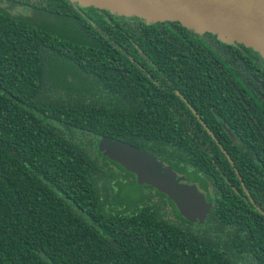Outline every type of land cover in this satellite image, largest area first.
Returning a JSON list of instances; mask_svg holds the SVG:
<instances>
[{
    "label": "trees",
    "instance_id": "obj_1",
    "mask_svg": "<svg viewBox=\"0 0 264 264\" xmlns=\"http://www.w3.org/2000/svg\"><path fill=\"white\" fill-rule=\"evenodd\" d=\"M255 58L177 21L0 0V264H264ZM104 136L195 183L204 221L138 185L100 152Z\"/></svg>",
    "mask_w": 264,
    "mask_h": 264
},
{
    "label": "water",
    "instance_id": "obj_2",
    "mask_svg": "<svg viewBox=\"0 0 264 264\" xmlns=\"http://www.w3.org/2000/svg\"><path fill=\"white\" fill-rule=\"evenodd\" d=\"M81 6L136 16L146 23L177 21L198 33L211 32L220 41L240 43L264 57V0H70ZM100 152L133 173L138 185H149L171 200L180 216L200 224L212 202L195 183L157 157L125 141L101 137Z\"/></svg>",
    "mask_w": 264,
    "mask_h": 264
},
{
    "label": "flooded vegetation",
    "instance_id": "obj_3",
    "mask_svg": "<svg viewBox=\"0 0 264 264\" xmlns=\"http://www.w3.org/2000/svg\"><path fill=\"white\" fill-rule=\"evenodd\" d=\"M72 2V1H71ZM73 3H75V2H73ZM246 47V46H245ZM253 50V49H252ZM255 51V50H254ZM259 56L261 57V59H259V58H255L254 60L256 61V63L258 64V69H261V68H263L264 69V57H262L260 54H259ZM244 92H245V90H244ZM258 93H259V95H262V96H260V97H262L261 99H263L264 100V93H262V92H259L258 91ZM213 108H214V106H213ZM216 121V123L218 124V122L220 123V125L222 126V127H225V128H228V127H231V125H230V123L225 119V118H219V119H216L215 120ZM232 139H233V141L235 142L236 141V138L235 137H233L232 136ZM243 143H246L245 141H243ZM206 197V196H205ZM207 199V198H206ZM193 224H195V223H193Z\"/></svg>",
    "mask_w": 264,
    "mask_h": 264
},
{
    "label": "rangeland",
    "instance_id": "obj_4",
    "mask_svg": "<svg viewBox=\"0 0 264 264\" xmlns=\"http://www.w3.org/2000/svg\"><path fill=\"white\" fill-rule=\"evenodd\" d=\"M127 190H128V194H133V193L137 192L138 187L136 185H130V187Z\"/></svg>",
    "mask_w": 264,
    "mask_h": 264
}]
</instances>
